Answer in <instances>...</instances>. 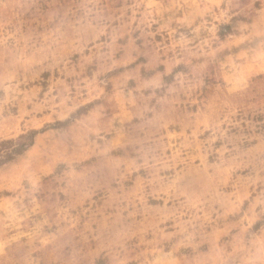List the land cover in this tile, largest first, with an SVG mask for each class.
I'll return each instance as SVG.
<instances>
[{
    "label": "rangeland",
    "instance_id": "obj_1",
    "mask_svg": "<svg viewBox=\"0 0 264 264\" xmlns=\"http://www.w3.org/2000/svg\"><path fill=\"white\" fill-rule=\"evenodd\" d=\"M0 264H264V0H0Z\"/></svg>",
    "mask_w": 264,
    "mask_h": 264
}]
</instances>
